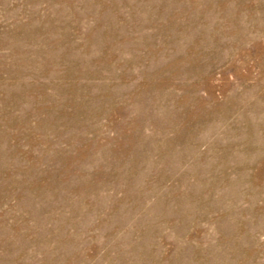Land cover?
Masks as SVG:
<instances>
[{
	"label": "rangeland",
	"instance_id": "1",
	"mask_svg": "<svg viewBox=\"0 0 264 264\" xmlns=\"http://www.w3.org/2000/svg\"><path fill=\"white\" fill-rule=\"evenodd\" d=\"M0 264H264V0H0Z\"/></svg>",
	"mask_w": 264,
	"mask_h": 264
}]
</instances>
